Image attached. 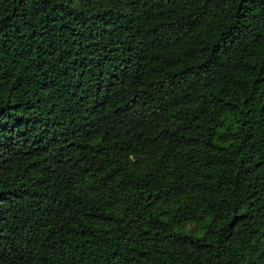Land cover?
<instances>
[{"label": "trees", "instance_id": "obj_1", "mask_svg": "<svg viewBox=\"0 0 264 264\" xmlns=\"http://www.w3.org/2000/svg\"><path fill=\"white\" fill-rule=\"evenodd\" d=\"M0 264H264V0H0Z\"/></svg>", "mask_w": 264, "mask_h": 264}]
</instances>
